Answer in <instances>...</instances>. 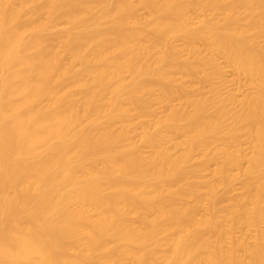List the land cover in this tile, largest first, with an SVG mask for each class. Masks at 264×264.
I'll list each match as a JSON object with an SVG mask.
<instances>
[{"label":"bare ground","instance_id":"bare-ground-1","mask_svg":"<svg viewBox=\"0 0 264 264\" xmlns=\"http://www.w3.org/2000/svg\"><path fill=\"white\" fill-rule=\"evenodd\" d=\"M18 1L0 0V264H264V0H139L144 19L131 0ZM217 57L253 93L220 96ZM174 99L146 130L152 104ZM211 162L226 186L241 169L243 198L223 205L199 181ZM243 225L254 241L225 247Z\"/></svg>","mask_w":264,"mask_h":264},{"label":"rangeland","instance_id":"rangeland-1","mask_svg":"<svg viewBox=\"0 0 264 264\" xmlns=\"http://www.w3.org/2000/svg\"><path fill=\"white\" fill-rule=\"evenodd\" d=\"M136 6H137V10H138V16H140L141 18L144 17V18H148V13H147V10H145L144 8H142L140 5H139V0H131ZM14 3L16 5H19V1L18 0H14ZM192 17L194 18L195 22H197L199 18H204L205 15H199L198 13H192L191 14ZM142 18V19H144ZM40 19L44 22H47L48 21V17L47 15L43 14L40 16ZM66 28V25L64 23H57L55 25H53L51 28H50V34L52 35H56L60 32H63V30ZM175 44V43H174ZM52 45L53 47L54 46H58L59 45V41L57 39H54L52 41ZM179 49H182V42L181 41H176V44H175ZM197 47L199 49V51L203 52L204 54L207 52L206 48H205V45L201 44V43H198L197 44ZM218 58V62L222 68V71L220 74H217L216 77H215V83H217L218 86H221L220 88V96L222 97H225L227 95H233L235 97H238V99H243L244 95L246 94H251L253 93L252 89L247 85V79L246 77H244L236 68H233L230 63L224 59V58H220V57H217ZM69 59L66 57L65 58V64H69ZM80 69V67H78ZM177 78L179 79V81L182 83H184L185 87L187 88V90L189 92H192V93H195L196 95L199 93V94H202L203 96H206L208 97L210 95V88L208 85L206 84H201L199 83V80L198 78H192V77H186V76H183V74H178L177 75ZM65 89L66 90H70L72 92H78L77 89L71 87L70 85H66L65 86ZM211 93H212V89H211ZM153 106L151 107V113L156 116H150V118L146 119L145 121V125H144V128L148 131H152L154 130L155 128V121H159V120H162L164 119V117L166 116V114L168 113L169 111V108H173L174 107H178L181 106V101L178 100V99H174L171 103L169 104H160V103H154L152 104ZM186 107L184 106V110H188V107L185 109ZM151 114V115H152ZM160 119H158V118ZM132 121H130L132 124L130 126V128H132V131L134 130L135 128V131L132 132L133 135H131L132 139L137 142L138 144H141V134H142V129H141V126L138 125L140 122L138 121L137 123V120H136V114H132V117H131ZM162 118V119H161ZM134 119V120H133ZM137 127H135L136 125ZM134 128H133V127ZM122 125H117L115 126V129H119L121 128ZM178 136L175 135V134H171V133H166V138H167V141H168V147L171 149V151L173 153H176V154H179L181 152L180 149H176L175 148V145L177 142H180L181 140V136H179V139L177 138ZM243 137V138H242ZM241 140H240V144H241V141L242 144L240 145V148L243 152V154L245 156H249L250 155V150H249V147L248 146V141H246L247 145H245V140H247L246 136L242 135L241 136ZM244 144V145H243ZM141 147H142V150L143 152L146 154V155H150L151 153V149L146 146V145H142L141 144ZM203 155H201L200 152H196L195 153V156H194V159L192 160V164L193 165H199L201 164V162L203 163V160H204V157H202ZM248 165L247 164H244V168H246ZM217 170V167H216V164H214L213 162L205 165V167L203 168V172L201 173V179H199V181L201 182H214L217 186V189H216V196L217 197H220L222 201H224L223 205H227V204H231L233 202V200L235 201L238 197L241 199L244 197V194H246V190L245 188L243 187L244 185V178L240 175L242 174V171L241 173L239 174V170L241 169H238L236 171H232L231 173V177H232V181L230 183V186H226V184L223 182V181H220L219 178L217 179V177H215L214 173L216 172ZM243 175V174H242ZM207 189H204L203 190V194L207 195ZM209 193V192H208ZM202 194V195H203ZM205 196L203 195V198L201 203L203 205H200L202 206L201 208H199L198 210V218L200 219H208L210 218V215L212 216V214L208 211V209L206 208L207 205H206V202L208 200V198H204ZM238 198V199H239ZM207 199V200H206ZM237 199V200H238ZM183 202V200L181 201ZM184 202L186 204L189 203V200L186 201L184 200ZM183 202V203H184ZM182 203V204H183ZM199 206V207H200ZM222 206V205H221ZM223 208V206L221 207ZM222 215V214H221ZM225 216V214H223ZM222 215V217H223ZM134 217H130V219H133ZM224 219L226 218L223 217ZM229 221L230 218H228ZM227 218L225 220H223V225H225L224 227L228 230H230L229 227H231L230 223L231 222H227ZM226 222V223H225ZM232 224V223H231ZM261 228L264 229V223L261 225ZM232 233H229V235H227V237H225L224 239V246L229 248L228 246L231 245V243H233V241H239V240H247V241H250V242H253L255 237H257V231L254 229V228H249L247 227L246 225H243L241 227H239V229L237 230H233L231 231Z\"/></svg>","mask_w":264,"mask_h":264}]
</instances>
